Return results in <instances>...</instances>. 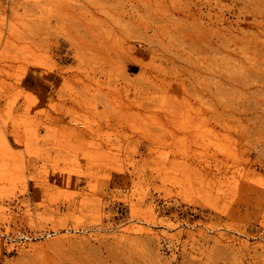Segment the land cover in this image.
<instances>
[{
  "label": "rangeland",
  "instance_id": "rangeland-1",
  "mask_svg": "<svg viewBox=\"0 0 264 264\" xmlns=\"http://www.w3.org/2000/svg\"><path fill=\"white\" fill-rule=\"evenodd\" d=\"M0 264H264V0H0Z\"/></svg>",
  "mask_w": 264,
  "mask_h": 264
},
{
  "label": "bare ground",
  "instance_id": "bare-ground-1",
  "mask_svg": "<svg viewBox=\"0 0 264 264\" xmlns=\"http://www.w3.org/2000/svg\"><path fill=\"white\" fill-rule=\"evenodd\" d=\"M84 24V23H83Z\"/></svg>",
  "mask_w": 264,
  "mask_h": 264
}]
</instances>
